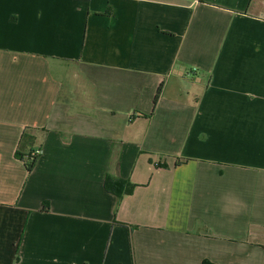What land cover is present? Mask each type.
Here are the masks:
<instances>
[{"label":"crops","instance_id":"obj_1","mask_svg":"<svg viewBox=\"0 0 264 264\" xmlns=\"http://www.w3.org/2000/svg\"><path fill=\"white\" fill-rule=\"evenodd\" d=\"M0 264H264V0H0Z\"/></svg>","mask_w":264,"mask_h":264},{"label":"trees","instance_id":"obj_2","mask_svg":"<svg viewBox=\"0 0 264 264\" xmlns=\"http://www.w3.org/2000/svg\"><path fill=\"white\" fill-rule=\"evenodd\" d=\"M160 92L157 94L154 103H157ZM33 141V137L29 133H25L19 144L16 156L18 159L25 163L28 173H31L37 166L39 156H34L33 152L26 151ZM135 189V185L131 184L128 181H125L120 178H114L112 176H107L105 180V190L121 199L125 195H131ZM44 210L48 211V204L44 205Z\"/></svg>","mask_w":264,"mask_h":264},{"label":"built area","instance_id":"obj_3","mask_svg":"<svg viewBox=\"0 0 264 264\" xmlns=\"http://www.w3.org/2000/svg\"><path fill=\"white\" fill-rule=\"evenodd\" d=\"M34 156H38L39 155V152H35L33 153Z\"/></svg>","mask_w":264,"mask_h":264}]
</instances>
